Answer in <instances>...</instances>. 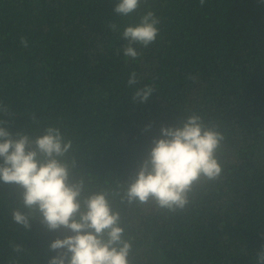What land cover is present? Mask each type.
<instances>
[{
  "label": "trees",
  "instance_id": "obj_1",
  "mask_svg": "<svg viewBox=\"0 0 264 264\" xmlns=\"http://www.w3.org/2000/svg\"><path fill=\"white\" fill-rule=\"evenodd\" d=\"M117 2L0 0V121L32 139L56 127L71 141L59 158L69 183L83 182L82 209L107 194L129 264H252L264 248V0H147L124 17ZM148 11L160 20L157 39L126 59L122 32ZM133 71L139 84L129 87ZM147 85L148 102H133ZM192 115L223 137L221 174L195 181L183 208L129 202L152 140ZM23 192L0 181V264H48L50 243L72 233L49 231Z\"/></svg>",
  "mask_w": 264,
  "mask_h": 264
},
{
  "label": "clouds",
  "instance_id": "obj_2",
  "mask_svg": "<svg viewBox=\"0 0 264 264\" xmlns=\"http://www.w3.org/2000/svg\"><path fill=\"white\" fill-rule=\"evenodd\" d=\"M142 3L147 0H118L114 12L129 16ZM159 23L155 14L148 11L138 24L124 28L122 39L127 43L122 51L126 59L139 58L136 45L146 48L156 41ZM108 27L120 31L116 23H109ZM22 43L27 46L26 40ZM138 84L133 71L128 85ZM154 90L151 85L137 87L132 101L147 103ZM2 110L6 109L0 104ZM222 139L197 115L189 116L181 125L163 126L128 185L126 198L140 203L153 199L161 208H183L195 181L202 175L215 179L221 174L215 152ZM70 149L71 141L66 142L56 127H48L44 135L32 139L26 134H13L6 122L0 121V181L24 189V206L37 211L49 231L63 228L72 233L50 243V250L57 255L48 264H129L132 246L123 239L120 215L112 210L107 194L102 191L84 198L82 209L83 182L69 183V167L59 159ZM13 218L25 228L31 227L29 217L20 210L13 213ZM252 264H264V248L255 253Z\"/></svg>",
  "mask_w": 264,
  "mask_h": 264
}]
</instances>
